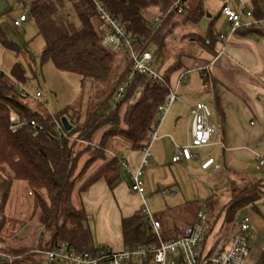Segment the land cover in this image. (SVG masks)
<instances>
[{
	"label": "trees",
	"instance_id": "1",
	"mask_svg": "<svg viewBox=\"0 0 264 264\" xmlns=\"http://www.w3.org/2000/svg\"><path fill=\"white\" fill-rule=\"evenodd\" d=\"M99 1L110 16L139 40L143 48L154 49L152 56L158 68L168 59V40L173 39L177 29L185 24L195 25L203 15L199 5L185 7L184 13L179 16L174 12H166L171 0ZM160 1L163 4L161 23L153 29L148 12L156 8ZM67 2L76 22L63 13V0L30 2L29 16L44 41L40 62H51L57 70L78 76L80 87L91 82L94 86H100L102 92L83 119H77L74 125L69 114L70 106L55 114L38 112L25 104L28 96L24 92L8 84L9 80L15 85L25 83L26 69L20 61L13 64L9 76L0 72V235L7 224L5 221H9L3 212L13 182L26 183L33 197L29 221L36 217L32 227L35 234L30 236L31 242H28L30 238L25 234L15 240L13 246L0 241V255L13 258L8 262L0 257V264H42L44 257L35 250L50 249L62 242L77 252H96L88 226L89 217L82 206H74L72 196L86 191L99 180L104 181L109 190H113L125 178L130 185L119 156H108L105 151L111 140L117 138L130 150L142 151L148 146L149 135L156 123L157 109L169 92V77L182 66L180 59L183 54H175L173 66L163 73L166 85L156 83L145 75H135L124 97L115 103L114 93L126 81L131 62L124 55L127 65L116 75L115 52L104 49L100 44L102 34L99 26L102 21L92 0ZM250 2L253 6L251 18L257 23L263 21L264 0ZM243 29L247 32L253 30L252 27L240 28ZM193 39L196 41L195 37ZM0 45L12 51L16 57L22 56L26 62L32 59L28 48L18 47L1 25ZM200 74L205 81L209 79L208 72ZM12 114L28 123L34 121L36 126L28 124L12 132L9 129ZM63 120L70 126L68 130L62 124ZM57 125L61 126L65 136L57 129ZM99 130L101 136L92 151L90 147L75 149L78 142L92 143ZM85 153L88 155L80 164ZM96 162L101 165L91 171V166ZM260 204L264 205V191L258 182H246L240 186L231 182L230 198L223 207L222 223L216 234L229 235L238 222V212L247 207L258 210ZM215 225L216 221L210 222L212 234ZM21 227L26 229V225ZM36 230L47 237L38 241ZM121 236L124 247L134 248L158 246L160 240H172L178 234L173 237L160 234L159 239L149 221L139 211L121 220Z\"/></svg>",
	"mask_w": 264,
	"mask_h": 264
},
{
	"label": "crops",
	"instance_id": "2",
	"mask_svg": "<svg viewBox=\"0 0 264 264\" xmlns=\"http://www.w3.org/2000/svg\"><path fill=\"white\" fill-rule=\"evenodd\" d=\"M223 1H186V8L201 6L203 15L195 25H182L173 39L168 40L174 47V54L170 52L160 68L163 74L173 66L174 55L183 54L180 59L182 66L169 77V85L176 88L182 105L174 107L177 103L174 101L169 106L158 129L157 139L150 146L151 156L143 168L142 176L146 173L164 175L166 167H172L178 170L176 174L183 172L196 176L199 185L203 186L198 192H192L191 198L184 191L182 197L177 196L180 190L177 181L163 184L168 190L156 185L154 194L170 196V199L158 203V212L152 215L160 224V234L167 236L179 234L183 227L195 221L198 211L206 213L208 221H222L223 207L230 198L231 182L239 186L246 182H258L264 191V167L255 160L256 156L264 160V20L252 27V32L239 29L230 39L221 40L219 37L229 31V24L220 12ZM226 1L233 11H253L250 0ZM156 9L152 8L148 12L151 19L157 16ZM241 20L255 21L245 15L241 16ZM3 50L0 45V72L3 68ZM200 70L208 72L207 81L202 78ZM181 74L185 75V81L176 86ZM199 99L209 103L212 120L218 125L219 132L210 146L193 151L191 161L172 163L176 147L190 142L192 117L189 107ZM112 145L114 153L119 156L121 163H125L128 171L134 172L139 168L141 150H130L122 141H114ZM207 157L214 159L218 170L212 167L200 170L199 164ZM168 171L172 172L170 168ZM141 182L147 194H152L154 187L148 189L144 180ZM147 194H144L145 200ZM29 196L26 183L13 182L4 207L6 216H9L15 205L17 208L11 211L12 215L15 213L18 218L21 215L29 216L33 211L32 198ZM72 201L74 206L75 203L78 207L82 206L89 217L88 226L94 246L120 251L125 248L121 220L139 212L143 198L131 191L125 178L113 190H109L106 183L99 180L86 191L74 193ZM244 216H248L251 221L247 238L251 255L255 256L264 244V205L260 204L258 210L245 208L238 221ZM27 236L30 238L32 234L27 233ZM42 237L47 236L40 232L37 240ZM29 241H32L31 238Z\"/></svg>",
	"mask_w": 264,
	"mask_h": 264
},
{
	"label": "built area",
	"instance_id": "3",
	"mask_svg": "<svg viewBox=\"0 0 264 264\" xmlns=\"http://www.w3.org/2000/svg\"><path fill=\"white\" fill-rule=\"evenodd\" d=\"M187 0H171L166 12H174L181 15L185 11ZM8 7L20 9L19 16L11 20V28L19 30L26 23L30 13L31 0H6ZM97 13L100 16L102 24L99 31L102 34L101 46L115 53L126 55L131 62V70L126 81L116 90L113 101L118 103L126 93L129 83L135 75L141 74L151 78L156 83L166 85L163 74L154 68V59L149 50L142 47L139 40L131 33L126 31L124 26L116 21L104 9L99 0H92ZM221 15L229 24V31L226 35H221V40H228L236 32L243 27H254L257 21L242 22L241 16L251 17V12H236L227 6V1H223L221 7ZM162 15L155 16L151 22V28L155 29L161 23ZM200 72L202 73L203 70ZM185 81V75L178 77L177 85ZM9 85H14L12 82ZM164 102L157 109L156 123L154 130L149 135V144L142 150V159L139 168L130 172L124 162L122 165L126 168L129 176L130 189L143 198L142 207L140 209L141 216L146 218L155 235L160 239V224L150 214L147 203L144 198L145 190L140 180L143 174V168L147 164L151 154L150 146L157 139V132L163 121L166 112L172 102L180 98L176 94V88L170 86ZM23 93V89L17 88ZM39 92L35 93V98L40 97ZM191 114V139L187 145L177 146L176 152L171 158L172 163L180 161H191L193 151L210 146L214 137L219 132V127L212 120V111L209 103L204 99L197 100L193 106L189 107ZM9 129L15 132L19 127L28 125L35 127L34 121L29 123L12 114L9 118ZM57 129L65 136L61 126L57 125ZM258 164L264 167V160L259 156L255 157ZM215 171L219 166L215 164L211 157L205 158L200 164V170L204 171L209 168ZM29 195L31 193L29 192ZM210 222L207 215L203 211H198L195 221L182 228L178 236L172 240L162 241L158 246L134 247L120 251H114L109 247L102 246L97 248L96 252H77L67 243H59L50 249H40L36 253L44 257V261L48 264H264V244L258 249L255 256L251 254V248L248 243L247 232L250 229L251 221L248 216H244L237 222L234 229L229 235H215L213 241H209ZM4 261L11 262L13 258L8 255H0Z\"/></svg>",
	"mask_w": 264,
	"mask_h": 264
},
{
	"label": "rangeland",
	"instance_id": "4",
	"mask_svg": "<svg viewBox=\"0 0 264 264\" xmlns=\"http://www.w3.org/2000/svg\"><path fill=\"white\" fill-rule=\"evenodd\" d=\"M62 4H63V10H62L63 13H67L69 15V18L71 20H74V22H76L74 15L70 11L69 3L67 2V0H63ZM161 12H162V3L159 2L156 9L157 16H160ZM20 13H21L20 9L15 7L13 8L11 6V8L8 10V12L5 15L0 16V25L6 30L8 36L11 38L13 42L16 43L18 47L26 46L28 48L32 56V59L26 62V60L22 56L16 57L12 51L3 50L4 52L3 68L1 69V71L6 76H9L13 64L16 61H20L26 69V81L25 83H17L15 87L16 88L20 87L21 89H23L24 94L28 96L27 100L25 101V104H27L30 108L38 112H48L50 114H55L59 112L61 109L65 108L66 106H70L69 114H71L72 123H74L75 125L77 119L81 121L86 111L90 109L97 101V99L100 97L102 88H100V86H94L91 82H86L83 87H80L78 76L57 70L51 62L42 64L40 62L39 57L44 47V41L42 37L38 35V30L33 19L30 16H28L26 23H24L19 30L11 28V20L17 18ZM170 48L172 50H168V51L174 54V49H173L174 47L169 42L168 49ZM149 52L152 54L154 52V49L150 48ZM114 56H115L114 62L117 70L116 73L117 75L126 67L127 62L124 59V54L115 53ZM154 68L159 72L161 71V69L158 68V66L156 67L154 65ZM11 82L12 81L9 80L8 84H10ZM36 92H39L41 96L35 98ZM176 102L177 103H175L174 107L176 105H182L181 101L176 100ZM100 136H101V130L97 131L92 143L88 144V143L78 142L75 145V149L81 150L82 148L90 147V151H92L91 149L95 147V144H97V141ZM114 141L120 142L122 140L118 138L115 140H111L108 149L105 151L108 156H112L115 154L112 145ZM87 155L88 154L86 153L82 155L80 159V164L82 163L83 159L86 158ZM99 165H101L100 162H96L95 164H93L90 168L91 171L94 170ZM169 168L172 170L171 173H169L168 171ZM166 169L167 172L164 175L155 176L154 173H152L153 175L152 174L148 175L146 173L144 176L140 178V180H144V183L148 187V189L152 190L154 187L152 191L153 193L150 191V193L152 194L149 195L147 194L148 192H146L145 187L143 186L145 193L147 194L145 196L147 208L151 215L156 214L158 212L157 208L159 202L170 199L169 194L166 195L154 194L156 185H158L160 189L162 188L166 189V186H164L163 184L166 185H168L169 183L173 184L175 181H177L180 186L179 187L180 190L177 196L182 197V193L184 191L186 196L190 195L191 198H193L192 192L193 193L196 191L198 192L200 188L203 187V186L201 187L199 185V182H197L196 176L192 177L191 174H187L183 172L182 173L179 172L180 174L179 173L176 174L175 171L178 170H175L172 167H166ZM24 196L27 198L26 193ZM29 197L32 198V202H33V197L32 196ZM75 204L78 207V204L77 203ZM16 208L17 205H15L14 209ZM11 211L10 213H8L9 216H6V214L3 212L4 216L6 217L5 219H8L9 221L7 220L5 221L7 222V224L5 223L3 227L4 229L2 228L3 232L0 235V241L4 242L5 245L10 244V246L11 245L13 246L15 244L14 241L17 240L18 238L23 237L24 234L27 235L28 233L29 235L34 233L35 230H33L32 227H34V224L36 223V217L33 218V221H29L31 214L26 217L21 215V218H18L15 213L12 215ZM242 213L243 211L238 212L236 217L239 219ZM1 220L2 219H0V222ZM221 223L222 221H216L214 234L210 235L209 241L211 242L213 241V238L215 237V234L219 230ZM23 225H26L25 228L29 229L28 232L26 229H22L23 227L21 226ZM38 232L39 230H36V238L39 237ZM171 237H169V239ZM37 250L39 251L40 248L36 249L35 252Z\"/></svg>",
	"mask_w": 264,
	"mask_h": 264
},
{
	"label": "water",
	"instance_id": "5",
	"mask_svg": "<svg viewBox=\"0 0 264 264\" xmlns=\"http://www.w3.org/2000/svg\"><path fill=\"white\" fill-rule=\"evenodd\" d=\"M8 8L6 0H0V15H2ZM62 124L64 125L65 129H69V125L66 121H62ZM42 264H48L46 261H43Z\"/></svg>",
	"mask_w": 264,
	"mask_h": 264
}]
</instances>
